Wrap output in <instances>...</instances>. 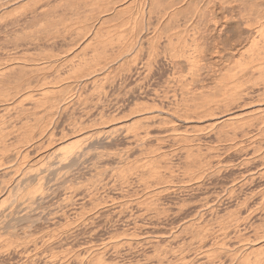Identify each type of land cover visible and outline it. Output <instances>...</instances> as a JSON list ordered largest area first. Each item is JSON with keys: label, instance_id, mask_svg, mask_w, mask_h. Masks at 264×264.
<instances>
[{"label": "bare ground", "instance_id": "6f19581e", "mask_svg": "<svg viewBox=\"0 0 264 264\" xmlns=\"http://www.w3.org/2000/svg\"><path fill=\"white\" fill-rule=\"evenodd\" d=\"M258 138L264 0H0V264H264Z\"/></svg>", "mask_w": 264, "mask_h": 264}, {"label": "rangeland", "instance_id": "374dc122", "mask_svg": "<svg viewBox=\"0 0 264 264\" xmlns=\"http://www.w3.org/2000/svg\"><path fill=\"white\" fill-rule=\"evenodd\" d=\"M179 127H180V128H179ZM178 128H179L181 131L184 129V128L181 127V126H178ZM182 128H183V129H182ZM260 139H262V138H258V140H257L256 142H258ZM263 139H264V138H263ZM263 139L260 140V141H263ZM263 142H264V141H263ZM260 143H262V142H260ZM262 144H263V143H262ZM236 171H237V170H236ZM236 171H234V172H236ZM234 172H233V173H234ZM227 175H228V176H227ZM231 175H232V174H231ZM231 175H230V173H226V180H227V177H229V176H231ZM230 178H231V177H229L228 179H230ZM227 181H228V180H227ZM227 181H226V182H227ZM50 230H51V229H50ZM44 231H46V230H44ZM49 232H50V231H49ZM58 232H59V231H58ZM117 235H118V234H117ZM118 237H120V234H119ZM53 238H55V237H53ZM53 238H52V240H54V241H52V242L54 243V242L56 241V240H55L56 238H55V239H53ZM50 239H51V238H50ZM57 240H58V239H57ZM66 246H67V245H64L63 247H66ZM68 246H70V244H69ZM68 246H67L65 249L67 250V249L69 248L67 251H70V247H71V250H73V253L76 255L77 258H79V257L77 256V254H76V250H75L76 246H75V245L70 246V247H68ZM51 247H53L54 251H53V249H52V250L49 249V248H48V249H49V251L51 250V251L53 252L54 257H56L55 260L52 259L54 262L57 263L56 260L58 259V260L60 261L62 258L65 259V260L62 259V264H63L64 262L66 263V261H67V263H68L69 260H70V262L73 261V258H70V257H75V255L72 254V252H71V253H70V252H67V251L65 252L64 249H63V247H61L62 249L60 250V248H59V247H58V248L55 247V245H51L50 248H51ZM54 247H55L56 249H55ZM72 248H74V249H72ZM58 249H59L60 251H62V253H60V252H55V250L58 251ZM49 251H47V252H49ZM63 251H64V252H63ZM74 251H75V252H74ZM52 252H49V254L46 253V255L48 254L47 257H53L52 255L49 256L50 253H52ZM54 252H55V253H54ZM71 254H72V255H71ZM62 256H63V257H62ZM83 256H86V255H83ZM54 257H53V258H54ZM85 258H88V256H86ZM50 259H51V258H50ZM66 259H69V260H66ZM71 259H72V260H71ZM74 259H75V258H74ZM59 261H58V262H59ZM63 261H64V262H63ZM60 262H61V261H60ZM60 262H59V263H60ZM59 263H57V264H59ZM65 263H64V264H65ZM106 264H108V262H106ZM109 264H110V263H109Z\"/></svg>", "mask_w": 264, "mask_h": 264}]
</instances>
